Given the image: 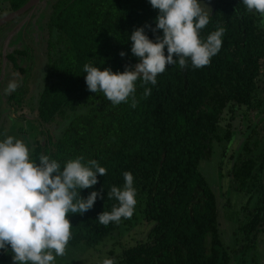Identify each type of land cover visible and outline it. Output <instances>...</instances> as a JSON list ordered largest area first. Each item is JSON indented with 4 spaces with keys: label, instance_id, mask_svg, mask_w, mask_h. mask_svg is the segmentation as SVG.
I'll return each instance as SVG.
<instances>
[{
    "label": "trees",
    "instance_id": "1",
    "mask_svg": "<svg viewBox=\"0 0 264 264\" xmlns=\"http://www.w3.org/2000/svg\"><path fill=\"white\" fill-rule=\"evenodd\" d=\"M26 1L19 0L17 6ZM158 14L149 0H56L47 24L49 39L41 58L44 81L33 121L23 103L32 68L15 62L10 68L23 75V83L19 75L11 79L20 85L13 98L25 114L18 120L45 127L37 128L44 140L27 146L29 158L38 163L40 155H48L63 167L83 156L82 163L95 159L107 170L105 176L97 175L93 188L80 190L82 198L92 191L103 198L98 197L83 215L67 216L72 226L68 244L73 247L118 240L119 230L131 218L105 226L98 215L118 205L107 198L108 192L113 186L122 189L123 173L130 172L136 190L131 217L141 215L151 229L146 238L113 255L115 264H231L239 252L245 264L243 257L264 233V28L258 26L259 15L248 12L242 0H216L209 23L199 33L206 41L218 28L225 29L221 48L209 65L196 69L189 59L184 69L178 62L166 66L155 85L138 79L135 108L131 97L114 106L103 93L90 92L84 65L113 73L134 67L139 60L131 53L130 36L144 27L155 42L163 35L162 30L155 34L151 30ZM121 52L126 54L123 58ZM145 88L151 89L148 97L143 96ZM257 113L262 115L251 124ZM239 118L251 122L241 136L235 125ZM56 123L64 125L59 137L48 128ZM9 124H1L0 142ZM237 137L238 147L243 143L230 155L227 176L246 202L235 233L239 247L230 251L220 228L217 190L201 165L212 159L216 144L225 147L226 154ZM10 256V246L7 252L0 249V264H7Z\"/></svg>",
    "mask_w": 264,
    "mask_h": 264
},
{
    "label": "clouds",
    "instance_id": "2",
    "mask_svg": "<svg viewBox=\"0 0 264 264\" xmlns=\"http://www.w3.org/2000/svg\"><path fill=\"white\" fill-rule=\"evenodd\" d=\"M153 9L159 10L155 20V42L145 35V28L136 29L130 36L131 53L139 62L134 67L126 66L123 73L103 71L91 64H85V83L92 93L101 92L114 106L127 103L136 107L135 82L157 83V76L166 66L178 62L180 68L187 67L190 59L193 68L210 64L222 45L225 29L218 28L200 39V30L209 23V14L198 0H149ZM248 12L259 15V27L264 28V0H242ZM145 27H150L146 25ZM165 48L167 56H165ZM126 54L120 53L123 58ZM174 57H176L174 59ZM143 86V85H142ZM19 84L10 81L5 89L9 95ZM151 95L145 88L144 97ZM83 156L68 160L63 167L48 155H40L38 163L29 158L25 143L12 136L0 142V249L5 252L10 246L13 264H55L63 256L71 239L69 213L83 215L93 208L100 192L92 191L87 198L80 196V190L91 189L98 183L97 175L105 176L106 169L95 159L82 163ZM124 186L111 187L108 199H115L111 212L98 215L100 224L119 223L121 218H131L136 205L134 177L123 173ZM103 188L101 189V192ZM102 264H115L104 259Z\"/></svg>",
    "mask_w": 264,
    "mask_h": 264
},
{
    "label": "rangeland",
    "instance_id": "3",
    "mask_svg": "<svg viewBox=\"0 0 264 264\" xmlns=\"http://www.w3.org/2000/svg\"><path fill=\"white\" fill-rule=\"evenodd\" d=\"M216 0H198L200 6L206 10V12L210 13L214 8ZM39 57L36 59L37 66L34 67V72L32 78L34 81L27 84L28 93L30 94H39L42 90L43 85V59ZM42 61V62H41ZM16 73H18L16 71ZM19 74V73H18ZM32 74V72H31ZM20 76V75H19ZM23 75L20 76V78ZM264 78V73L262 75ZM17 81V80H16ZM264 85L262 83V89ZM263 91V90H262ZM264 96V95H263ZM30 100V99H29ZM34 107V108H33ZM36 103L30 102L27 104L26 112L29 117H35V109ZM21 114L20 112L15 113L11 112L12 117H16ZM262 115V114H261ZM258 113L255 114L252 119V123L239 118L235 121V125L239 128L237 131L239 135H242V132L245 131V128L254 121H257V118L260 117ZM10 119V118H9ZM10 130H6V134L3 136V140L8 136H12L15 139H19L28 147H31L32 142L35 140H44L45 135L40 134V130H43L45 127H39L36 124L29 121H19L10 119ZM61 123H56L49 126V130L54 132V137H59L61 131L64 129V125L61 127ZM38 128V131H37ZM5 129V128H4ZM20 133H24V136H18ZM264 135V130L262 131L261 136ZM238 137L237 140L233 142L232 147L225 154V147L216 144L214 147V154L211 160L203 161L201 168L203 173L209 180V182L215 187L217 190L219 201L221 204L220 210V228L223 234V241L227 247H229L230 251L238 248L239 245H236V231H237V222L239 218V210L241 205L246 202V198L240 194L236 190H234L233 186L229 181V177L227 176V171L230 168V155L238 149ZM222 163V166H221ZM224 174L223 179H220L219 170ZM141 215H136L135 218L131 217L129 223L123 225L118 232V240L116 238H110L108 241H104L98 246H86L80 245L78 247H73L67 244L65 253L63 256L57 257L55 260V264H102L104 259H110L113 255H119L122 252L124 246H132L136 243L137 240L144 239L147 237L148 231L151 229L150 224H145L141 219ZM133 218V219H132ZM121 242V243H120ZM236 247V248H235ZM241 255L242 253H237L234 255V258L231 264H242L241 263ZM246 259L245 264H264V233H261L258 236V240L254 249L249 250L246 253V256L243 257ZM251 259H254L252 261ZM7 264H13L12 256H10L9 262Z\"/></svg>",
    "mask_w": 264,
    "mask_h": 264
},
{
    "label": "flooded vegetation",
    "instance_id": "4",
    "mask_svg": "<svg viewBox=\"0 0 264 264\" xmlns=\"http://www.w3.org/2000/svg\"><path fill=\"white\" fill-rule=\"evenodd\" d=\"M31 1L27 0L23 5L17 6L19 0H0V128L4 121L9 124L10 119L18 120L22 116H11L12 110L15 113L19 112L13 98L15 91L9 95L5 94V89L13 76L20 75L10 70L13 62L19 66L28 65L32 68V74L28 77L33 82V66H37V58L45 55V43L49 39L47 24L56 0H38L25 9ZM23 9L25 10L22 11ZM20 76L16 77L23 83ZM36 98L37 94L27 93L23 103L27 107L30 102L36 103ZM27 117L31 121L36 119L29 115ZM34 124L38 126L36 121ZM21 134L24 136V133Z\"/></svg>",
    "mask_w": 264,
    "mask_h": 264
},
{
    "label": "water",
    "instance_id": "5",
    "mask_svg": "<svg viewBox=\"0 0 264 264\" xmlns=\"http://www.w3.org/2000/svg\"><path fill=\"white\" fill-rule=\"evenodd\" d=\"M37 1L38 0H32L30 3L27 4L25 9H27L29 6H31L33 3H36ZM25 9H23L22 11H24ZM22 11H20V12H22ZM242 143H243V141L240 142L239 147L242 145ZM239 147H238V149H239Z\"/></svg>",
    "mask_w": 264,
    "mask_h": 264
}]
</instances>
